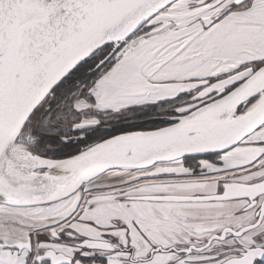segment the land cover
I'll return each instance as SVG.
<instances>
[{"label":"snow or ice","instance_id":"6c2138e0","mask_svg":"<svg viewBox=\"0 0 264 264\" xmlns=\"http://www.w3.org/2000/svg\"><path fill=\"white\" fill-rule=\"evenodd\" d=\"M0 264H264V0H0Z\"/></svg>","mask_w":264,"mask_h":264}]
</instances>
